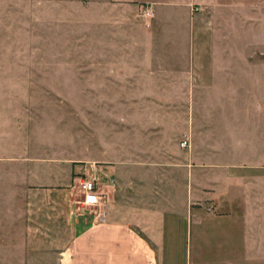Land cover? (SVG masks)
I'll use <instances>...</instances> for the list:
<instances>
[{
  "label": "rangeland",
  "instance_id": "1",
  "mask_svg": "<svg viewBox=\"0 0 264 264\" xmlns=\"http://www.w3.org/2000/svg\"><path fill=\"white\" fill-rule=\"evenodd\" d=\"M78 1L0 0V264H61L78 226L100 222L108 211L112 218L122 219L120 212L129 209L138 214L130 216L138 218L137 224L158 228L145 230V234L160 252L162 214L170 199L176 210L187 208L190 224L201 226L200 239L197 227L179 225L175 232L181 238L173 244L174 264H264L259 245L264 231V79L258 85L246 84L256 86L255 97L262 95L261 104L251 107L263 118L255 113L246 122L241 115L244 101L226 104L217 100L220 95L229 97L233 89L241 90L242 78L225 87L212 73V90L205 88L204 102L185 105L187 135L175 129L166 133L169 121L164 113H173L179 122L177 104L139 97L132 99L136 102L126 97L114 102L103 97L104 92L114 90L104 86V80L125 74L121 72L125 65L122 46L115 35L123 27L115 19L102 23L81 19ZM140 6L136 8L139 14L148 7L152 17L139 16L136 27L127 30L161 32L151 6ZM192 10L204 15L198 28L208 35L216 28H232L222 20H211L209 8ZM165 11V19L179 18L171 8ZM250 16L244 25L250 62L264 64V2L250 8ZM233 30L236 33L237 28ZM240 36L233 35L235 49L241 48ZM205 38L209 44V36ZM211 48L213 56L222 52L216 36H212ZM179 54L176 40L165 65H190L187 55L184 62L178 61ZM133 55H142L141 50ZM232 64L235 71H241L240 61L235 58ZM192 89H188L190 96ZM139 90L144 89L136 87L134 94ZM217 101L222 106L218 115L219 109L212 108ZM195 106L212 112L203 115L202 124L194 129L196 139L191 128ZM207 129L214 140L211 149L197 139ZM180 155L186 156L187 166L178 164ZM199 159L202 172L193 170ZM108 170L114 172L116 186L113 190L99 186L97 193L109 191L102 204H86L81 181L96 177L104 183ZM192 176L204 179L205 198L182 196L179 202L174 196L184 188L185 177ZM164 177L172 178L171 182H164ZM191 187L200 190L199 185ZM114 211L118 212L114 215ZM142 213L150 215L149 221ZM247 224L248 254L237 242L243 233L240 227Z\"/></svg>",
  "mask_w": 264,
  "mask_h": 264
},
{
  "label": "crops",
  "instance_id": "2",
  "mask_svg": "<svg viewBox=\"0 0 264 264\" xmlns=\"http://www.w3.org/2000/svg\"><path fill=\"white\" fill-rule=\"evenodd\" d=\"M78 2L76 5H79L82 9L81 19H98L99 23H102L103 19L105 21L107 19H115L123 27L115 35L122 46L120 51L121 56H124L123 63L125 65L122 66L121 72L125 74L123 76L115 75L112 81L104 80V86L113 87L114 89L102 94L105 99L110 100L113 98V101L117 102L118 98L126 97L129 98V102H136L137 100L132 99L139 97L152 98L154 103L177 104L179 108L177 111L179 122H175L173 113L167 112L166 115L164 113V116L169 121L166 123L168 129L164 128V131L166 133H169V131L175 132V129L178 132L177 134L183 132V134L187 135L185 105L188 103L194 105L199 103L201 105L204 102L205 95L207 94L205 93V88L211 89L213 80H209V77L213 73L216 75L214 80H222L220 84L225 87L231 85L234 79L238 82L237 80L242 78L241 90L236 88L237 90L235 91L233 89V91H229V97L220 95L217 100L226 104L244 101L241 115L246 122L250 121L251 116L255 113L263 118V115H259L260 112L255 111V107H251L253 104H261L262 95L255 97L256 91L254 88L256 86H249L251 83L258 85L261 79H264V75H260V72H264V64H252L250 62V43L244 40V31L246 29H244V25L248 22L247 19L251 18L250 8L259 7V4H263L264 0H79ZM138 4L141 6H151L154 10V23L161 27V32L154 34L143 31L141 34H137L134 30H127L136 27L134 26V24L136 25V19L148 17L144 14L148 7L140 11L141 13L139 14V9H136ZM196 6L209 8L211 10V20L217 19L216 22L222 20V24L224 23L232 28L228 29L226 27V31L216 28L217 31L208 35L206 31L202 30V27L198 28L199 22L205 19V17L201 14H193L192 8ZM170 8L174 13H177L178 19H165V9L169 10ZM148 10L152 14V10ZM257 18L260 19L261 17ZM170 25L173 27H170ZM234 27L237 28L236 33L233 30L235 29ZM237 33L241 34V48L238 45V48L236 47L235 49L237 44L233 45V35ZM206 35L209 36V44L208 39L205 38ZM212 36H216V43L220 44L222 48V52L214 56L212 55L213 50L211 48ZM176 40L178 41V48L181 54H179L177 60L184 62L187 55L190 65L185 66V64L180 62L178 63L181 65H178L177 68L165 65L166 60L169 61L170 56H172ZM159 49H161L162 54L157 55ZM136 50H141L142 55H133ZM154 52L156 55L153 54ZM235 53H237L236 56ZM235 58L237 62L240 61L242 63L241 71L233 69L232 63H234ZM153 63H156V65H153ZM139 81L140 83H138ZM110 83L113 85H109ZM246 84L249 86H246ZM136 87H142L144 90H139V93L134 94ZM118 88H122L123 90L118 91ZM190 88H193L194 95L192 96L188 95V89ZM262 92H264V89ZM217 102L212 108L219 109L215 112L218 115L222 110V106L219 104V101ZM193 109L194 111H191V121L193 119L191 128L193 127L192 135H195L196 139L197 131L194 129L202 124L200 120L203 118V115L211 114L212 112L210 113L209 110L206 111L208 113L203 112L202 109H206L203 106L199 108L195 106ZM165 117H162V119H165ZM208 129L202 137H197V139H200L206 148L211 149L213 147V139L212 134H208ZM253 133L255 134L256 132ZM168 151H177L178 153V149ZM178 160L180 166H187L185 155H180V159L178 158ZM201 163L199 159V163H196V166H201ZM188 164L192 166L190 163ZM166 165L169 166L170 163ZM196 166L193 170H200L202 172L203 167L197 168ZM183 168L186 169L185 167ZM106 173L104 175H108L113 179L116 178L113 171L108 170ZM239 179L241 178L235 177L234 180ZM171 180L172 178H165L163 181L171 182ZM114 181L116 186V179ZM182 183L185 184L184 188L179 189L177 196H174V198L179 199V202H181L182 196L184 198L192 196L194 199L200 200L205 198L206 193L203 192L205 183L202 177H185ZM235 183L239 182L235 181ZM191 184L199 185L200 190L198 191V187L197 189H193ZM187 185H190V187L187 188ZM105 189L109 190L110 188ZM107 192L109 193V191ZM209 194L211 195L212 193L209 192ZM209 194L207 195L208 197L210 196ZM168 202L169 205L163 211L162 224L160 226V252L155 249L154 241L151 237L149 238L145 234V230L158 231V228L154 229L153 224H137L138 218L130 217L131 215L134 217L138 216L134 212L135 210L121 211L122 219L112 218V215L109 214L110 211H108L109 213H107L105 219L102 221L86 226L81 225L75 229L70 243L62 253L61 264H174L173 258L176 257V250L173 244L176 243L178 237L181 238L175 232L178 230L179 225H185L186 228L187 226L197 227L200 239L201 226L188 222L189 213L186 210L187 208L176 210V206L171 203V199ZM116 212L118 211H114L113 214L115 215ZM126 215H129V218H126ZM140 216L145 221H149L150 219V215L147 213H142ZM143 225H145V228H143ZM240 228L243 230V233L241 234V240L237 242H241L242 247H245L248 254L251 246L250 228L248 224L245 228L242 226ZM262 233L259 235V245L264 251V242L262 243L264 231ZM216 264L220 263L216 262ZM229 264L234 263L230 261Z\"/></svg>",
  "mask_w": 264,
  "mask_h": 264
},
{
  "label": "built area",
  "instance_id": "3",
  "mask_svg": "<svg viewBox=\"0 0 264 264\" xmlns=\"http://www.w3.org/2000/svg\"><path fill=\"white\" fill-rule=\"evenodd\" d=\"M144 14L145 16L148 17L152 15L148 9L145 10ZM186 145L187 142H183L182 146L186 147ZM104 176L106 179L104 183L98 181L96 177H91L89 179H84L81 181V189L83 191L84 199H85L84 202L86 204L97 205V206L102 204V199L104 196L107 195V193H97L99 186L110 189L114 188L115 186L114 179L108 175H104Z\"/></svg>",
  "mask_w": 264,
  "mask_h": 264
}]
</instances>
